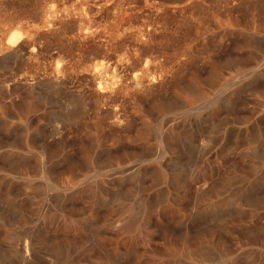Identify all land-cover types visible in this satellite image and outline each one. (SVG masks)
<instances>
[{"label": "rangeland", "instance_id": "374dc122", "mask_svg": "<svg viewBox=\"0 0 264 264\" xmlns=\"http://www.w3.org/2000/svg\"><path fill=\"white\" fill-rule=\"evenodd\" d=\"M82 27L95 33L89 44ZM17 31L33 54L17 64L0 58V78L57 74L67 87L35 98L20 85L0 88V216L37 217L34 209L60 202L100 213L126 205L145 215L154 247L166 226L179 237L177 219L199 210L231 251L212 264H264V0H0V42ZM105 38L119 40L116 53L140 46L156 74L144 93L118 97L121 121L94 93L78 110L72 99L93 85L88 64L107 58ZM158 125H173L175 135L160 151ZM44 143L56 180L73 183L41 195L26 184L45 182ZM22 160L31 163L27 174L12 165Z\"/></svg>", "mask_w": 264, "mask_h": 264}, {"label": "bare ground", "instance_id": "6f19581e", "mask_svg": "<svg viewBox=\"0 0 264 264\" xmlns=\"http://www.w3.org/2000/svg\"><path fill=\"white\" fill-rule=\"evenodd\" d=\"M82 28L79 29L82 30ZM91 35H95L94 31L90 27H86L81 33L83 42L87 41ZM103 40L106 41L102 42V46L108 51L107 58L98 59L99 57H94L87 68L93 85L88 88L83 87L84 89L72 94V99L75 103L74 107L78 110L86 106L87 93H94L99 99L113 104L115 120L121 121L123 110L118 97L119 99L120 96L126 98V95L133 88L136 92H143L150 83H154L156 74H152L153 77L150 76L149 60L143 62L144 57L140 51V46L135 48V52L123 49V52L116 53L117 45L115 43L119 40L114 41L113 38ZM144 40L146 41V39ZM25 41L27 42V40ZM25 41L20 32L17 31L12 32L0 42V58L4 61L3 63H16L22 61L27 55L30 56L32 50H26ZM123 43H125L124 40ZM87 44H89L88 41ZM99 46L102 48L101 44ZM83 47L85 48V46ZM30 49L32 48L30 47ZM103 55L100 51L96 56ZM87 69L85 67V70ZM61 76L56 74L54 78L45 79H31L26 75L18 78L13 77L11 80L0 78V88L13 93L16 87L20 85L29 98L44 96L48 91L57 94L62 93V91L64 93L67 86L64 79L60 78ZM158 132V151L175 141L173 125L167 127L160 125ZM26 136L28 139L29 136ZM41 146L39 167L45 182L37 187L27 182L26 188L43 195L53 186L68 187L72 185V180L68 178L56 180V175L51 172L46 164L51 152L47 143ZM26 147L30 150L33 147L32 142H26ZM113 161L111 160V162ZM116 162L118 161L116 160ZM12 165L19 169L17 171L19 174H27L31 163L22 160L18 164L12 162ZM123 171L124 168L119 172L123 173ZM156 174L161 178L169 176V172L162 164H159ZM209 197L203 195L200 198L208 203ZM242 198H244V194L239 192L237 200L236 198L234 200L237 202ZM171 206L174 205L171 204ZM33 212L38 213V216L21 214L22 212L0 216V264H212V260L216 259L220 262L224 258H228L231 253L229 244L227 245L225 239L214 233L212 220L207 214L199 210L189 216L180 215L181 217L177 219V223L181 227L179 237L175 236L176 238H174L171 228L166 226L164 229L165 241L163 240L164 242L162 241L160 246L155 245L154 247L150 246L153 237L151 227L149 224L147 225V221L143 222L145 215L139 216L132 211L131 207L126 205L100 213L94 208L76 209L60 202L59 206L50 212L41 214L39 208L34 209ZM148 245L150 247L147 248Z\"/></svg>", "mask_w": 264, "mask_h": 264}]
</instances>
